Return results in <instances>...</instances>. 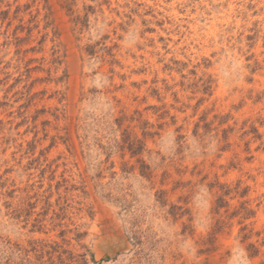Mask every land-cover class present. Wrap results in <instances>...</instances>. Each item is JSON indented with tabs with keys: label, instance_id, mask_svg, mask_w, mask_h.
I'll use <instances>...</instances> for the list:
<instances>
[{
	"label": "rangeland",
	"instance_id": "1",
	"mask_svg": "<svg viewBox=\"0 0 264 264\" xmlns=\"http://www.w3.org/2000/svg\"><path fill=\"white\" fill-rule=\"evenodd\" d=\"M0 264H264V0H0Z\"/></svg>",
	"mask_w": 264,
	"mask_h": 264
}]
</instances>
